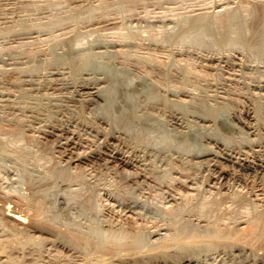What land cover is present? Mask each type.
<instances>
[{"label": "bare ground", "instance_id": "obj_1", "mask_svg": "<svg viewBox=\"0 0 264 264\" xmlns=\"http://www.w3.org/2000/svg\"><path fill=\"white\" fill-rule=\"evenodd\" d=\"M28 1L29 9L39 11L43 7L34 0ZM50 7L53 11L46 20H21L20 26L27 31L33 28L50 29L68 18H73L76 14L64 9L63 5L51 4ZM75 7L81 17L93 15L94 5L91 3H81ZM220 8L214 11L208 20L197 16L196 21L188 28L186 39L193 41L209 34L217 23V17H221V23L227 27L225 31L235 34L230 36L227 33L226 43L234 44L238 41L253 53L264 55V7L261 13L253 10L260 24V28L253 32L254 40L244 36L243 32L248 29L239 26L238 21H234V10H229L227 7L223 11V8ZM233 22L235 25H232ZM118 45L120 42L110 40L92 43L89 46H77L68 40H62L49 49L47 57L33 55L29 66L24 67L23 63L20 65L24 67L22 70L24 69L26 75L18 76L13 80L14 91L11 92V89V93H3V96H0L3 100L5 97L7 103L5 106L0 104L7 111V115L0 114V121L16 122L21 130L33 127L40 129L48 138L54 139L53 145L57 146L60 156L65 158L68 166L73 162L84 164L91 161L94 155L101 154L108 157H105L106 161L108 160L106 164L109 161L123 162L127 165L136 164L137 167H141L143 174H140L141 178H139L140 176L134 173V184L137 188L129 194L138 200L145 196L144 186L148 189L162 184L169 186L174 180L182 178V173L188 177L184 184L190 188L193 186L199 188L203 179L197 180V172H209L208 175L210 174L217 180V184L221 183L223 186L224 183L232 184L231 187L234 184L250 183L252 188L249 193L257 194V187L264 186V121H258L255 116V122L252 123L250 120L253 115L250 114V110L238 109L230 112L222 110L233 103L230 99L200 94L190 87H170L166 82L149 78L139 66H131V61L128 59L116 60L120 52L116 49ZM106 55H114L111 62L104 61ZM254 69H258V66ZM261 84L252 87L261 88L264 86ZM130 89L138 94L133 95L134 97L124 96ZM131 127L140 131L154 129L172 132L186 147V151L174 150L170 142L159 148H153L154 150L151 147L148 149L143 140L138 135L135 136L136 133L133 136L127 133V129ZM215 133L233 139L234 143L229 145L221 142L215 138ZM234 136H242L245 141L238 142ZM91 144L94 149L90 148ZM2 147L4 144L0 145V158L11 160L15 166L30 175L29 180H33L31 172L35 171L34 163L28 161L23 154L5 155ZM222 163L229 164L230 168H225ZM54 169L59 170L58 174H51L52 177L48 176L49 178L41 177L39 180L42 182L48 178L47 181L53 183V186L35 188L25 197L26 206L34 210L36 215H44L41 225L51 226L55 223L57 226H64L67 230L64 233H68L72 241L82 244L85 249L92 251L93 247H97L98 253L103 252V256L108 255L104 252L109 253L110 258L124 264H264V204L248 196L247 204L254 212L251 219L247 218L244 222H251L253 229L244 238L230 241L220 227L209 223L211 219L209 213L216 211L217 208H213L212 205L211 208L203 210L198 206L200 205L198 201H194L192 207H187L186 201L182 200L185 195H177L175 190L174 193L166 190L167 197L171 202L172 200L175 202L172 215L163 218L169 233L161 240L151 243L147 251L140 252L139 247L133 243L120 242L116 244L118 247L131 246L133 250L128 251L129 253L118 252L114 248H108L107 238L95 231L100 229L98 226L103 225H99L102 217L100 218L99 213H96L91 203V195L88 194V189L96 188L95 183L90 181L91 183L86 186L85 182H80L84 184L83 187L76 189V197L69 198L67 193H64L63 187H70L75 180H72L64 164L60 167L53 166L50 170ZM124 175L121 178L118 176L117 184L129 176L128 173ZM202 176L204 177L203 174ZM130 178L132 180V177ZM236 188L238 187L231 188V193L226 192V195L230 194L229 197L234 199L240 192ZM158 189L160 188H156V191ZM126 193L124 192L123 195ZM218 193L217 191V195ZM219 194H222L221 190ZM46 200L51 207L50 212L43 210L42 204ZM145 201L147 202L148 198ZM213 202L218 206L221 203L220 199H215ZM149 203L153 206L152 202ZM156 205L153 207L156 208ZM5 208L6 215L8 214L10 219L24 221L23 214L14 207L6 205ZM73 209L81 218L77 227L65 221L76 215H73ZM242 218L236 217L231 222V226H234L233 232L236 234H239L235 231L236 225L238 226ZM153 249L155 250L151 251Z\"/></svg>", "mask_w": 264, "mask_h": 264}, {"label": "rangeland", "instance_id": "obj_2", "mask_svg": "<svg viewBox=\"0 0 264 264\" xmlns=\"http://www.w3.org/2000/svg\"><path fill=\"white\" fill-rule=\"evenodd\" d=\"M34 1L43 6L41 10L29 9L28 0H0V96H3V93L14 91L13 80L18 76L26 75L22 68L30 65L31 58L43 55L47 57L49 49L60 41L68 40L77 46H89L92 43L111 40L120 42V45L116 47L120 51L116 60L127 61L128 59L131 61V66H139L149 78L159 79L166 82L170 87H190L200 94L230 99L233 103L225 106L222 110L228 112L238 109L250 110V114L253 115L250 120L252 123L255 122V116L258 121H264V86L261 88L252 87L256 84H264V55L253 53L238 41H235L234 44L226 43L225 39L228 32L225 31L227 27L224 26V23H221V17H217V23L212 27L209 34L193 41L186 39L188 28L196 21L197 16L208 20L212 13L221 6L223 11L227 7V9L235 11L234 21H238L239 26L247 27L248 30L243 32L244 36L254 40L253 32L255 33L260 28V24L259 18L256 17L253 10L261 13L264 0ZM81 3L94 5L93 15L90 17L79 16L75 6ZM51 4L63 5L64 9L76 14L73 18H68L50 29L33 28L27 31L20 26L21 20H46L53 11L50 7ZM232 25H235V22ZM228 34L230 36L235 35L233 32ZM119 46L121 47L119 48ZM113 57L114 55H106L104 61L111 62ZM17 65L18 68H21L18 69ZM257 66L258 69H254ZM253 89L256 90L253 91ZM136 94L138 93L135 90L130 89L124 96L134 97L133 95ZM5 102V97L4 100L3 97L2 99L0 97L2 106L7 105ZM1 105L0 114L7 115L6 109L2 108ZM33 128H30L33 129V132L29 128L21 130L16 122L0 121V145L4 144L2 152L5 155L23 154L28 161L35 165V171L31 172L33 180H29L30 175L22 168L15 166L7 158H0V264H124L112 257L111 259L109 253L104 252V254H108L107 256H103L101 251L98 253L97 247H93L95 251H91L85 249L82 244L72 241L68 233H64L66 230L64 226H57L55 223L51 226L41 225L44 215H36L34 210L27 208L25 197L31 194L35 188L53 186V183L47 181L52 175L58 174L59 170H50L53 166L60 167L64 164L67 171L69 170L68 173L72 180L76 181V183H74L75 181L72 182L73 185L70 183V187L62 186L63 189H67H64V193H67L69 198L76 197V189L83 187L84 184L80 182H85L86 186L88 183H95L96 188L88 189V194L91 195L93 208L103 220L99 224L103 225L98 226L100 229L95 231L107 238L108 248H114L118 252L133 250L131 246L118 247L116 244L120 242L133 243L139 247L140 252L147 251L151 247H148L151 243L161 240L163 236L169 233L163 218L172 215L173 203L175 202L173 200L171 202L167 197L166 190H169V193L176 191L180 192L179 194L175 192L177 195H185L182 200L186 201L187 207H192L195 204L193 202L198 201L200 205H197L203 210H207L208 207L211 208L212 205L213 208H217L216 211L209 213L208 216L211 218L209 223L220 227L230 241L244 238L253 229L251 222H244L247 218L250 220L254 212L252 207L247 204V198L264 204L263 185L257 187V194H259L257 198L255 196L257 194L249 193L252 188L250 183L234 184L240 192L234 199H231L230 194L226 195V192L231 193V188L236 186L231 187L232 184L230 183H224V186L221 183L217 184V180L213 179L210 174L208 175L209 172H197V180L205 179V182L203 180L200 182L203 186L199 188L196 186L190 188L184 184L188 178L184 173H182V178L174 180L169 186L167 184H162L163 187L159 185L160 189L157 191L162 189L165 193L162 190L160 192L163 194L156 191L157 185L156 188L152 187L151 189L145 188L143 185L145 196L142 199L146 198L145 200H147L148 198L153 206L157 202L155 208L148 201L146 202L144 199L141 201L142 199L138 200L130 195L131 191L133 189L136 191L137 188L134 184L133 175L137 173V176L141 178L140 174H143L141 167H137L134 163L127 165L118 161H111L112 163L115 162L113 164L109 161L107 164L110 165L108 166L105 163L108 161H106L108 157L104 154L94 155L91 161L84 163L87 166L81 162H73L70 163L71 166H68L65 158L60 156L61 153L57 146L53 145L54 141L52 140L54 139L48 138L40 129ZM37 129L41 132L37 133ZM139 131L135 127L127 129V133L131 136L136 133L135 136L138 135L148 149L150 147L151 149L159 148L166 142H170L174 150L186 151V147L177 140L178 138L172 132L154 129ZM43 135L44 137H42ZM214 135L223 143L229 145L234 143L231 138L221 136L218 133ZM234 139L238 142L245 141L242 136H234ZM91 145L90 148L94 149V146ZM81 149L84 150V148ZM223 164L222 166L225 168H230L229 164ZM126 173L129 174V179L120 180V185L117 184L118 176L121 178ZM46 176L49 177L39 182L41 177ZM216 190L219 193L221 190L222 194L218 193L217 195ZM122 191L127 192L126 195H123L124 192ZM162 195L163 197H160ZM215 199H220L219 206L214 204L213 200L215 201ZM6 205H11L22 213L24 221L18 222L10 219L8 214L6 215ZM42 207L44 212L51 211L47 200L43 202ZM72 211L74 212L75 209ZM75 214L76 212L73 215ZM76 215L78 216V214ZM76 215L65 219V221L77 227L81 218L78 216L76 219ZM239 216L243 218L238 226L236 225L235 231L239 233L236 234L233 232L234 226H231V222Z\"/></svg>", "mask_w": 264, "mask_h": 264}]
</instances>
